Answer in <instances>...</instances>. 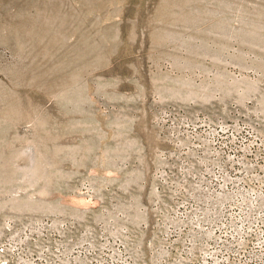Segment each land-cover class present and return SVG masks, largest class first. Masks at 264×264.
I'll list each match as a JSON object with an SVG mask.
<instances>
[{
	"label": "rangeland",
	"instance_id": "1",
	"mask_svg": "<svg viewBox=\"0 0 264 264\" xmlns=\"http://www.w3.org/2000/svg\"><path fill=\"white\" fill-rule=\"evenodd\" d=\"M235 120L264 134V0H0V264H158L156 171Z\"/></svg>",
	"mask_w": 264,
	"mask_h": 264
},
{
	"label": "built area",
	"instance_id": "2",
	"mask_svg": "<svg viewBox=\"0 0 264 264\" xmlns=\"http://www.w3.org/2000/svg\"><path fill=\"white\" fill-rule=\"evenodd\" d=\"M197 126L181 168L154 175L158 264H264V134L236 120Z\"/></svg>",
	"mask_w": 264,
	"mask_h": 264
}]
</instances>
